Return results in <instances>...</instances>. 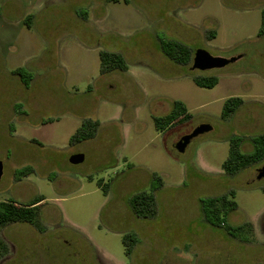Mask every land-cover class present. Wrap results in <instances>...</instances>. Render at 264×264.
Listing matches in <instances>:
<instances>
[{
    "label": "rangeland",
    "instance_id": "1",
    "mask_svg": "<svg viewBox=\"0 0 264 264\" xmlns=\"http://www.w3.org/2000/svg\"><path fill=\"white\" fill-rule=\"evenodd\" d=\"M263 6L264 0H0V201L42 197V230L23 221L0 226V264H264V178H255L264 159L234 175L221 167L231 137L249 153L252 138L264 133ZM161 38L186 44L192 54L204 49L236 59L191 69L161 51ZM100 50L121 53L127 70L100 73ZM209 75L218 77L213 87L193 80ZM232 96L243 104L222 119ZM174 100L190 118L156 130L153 117ZM86 118L99 122L94 137L69 144ZM201 123L211 129L177 152L174 144ZM75 153L83 161L70 163ZM23 166L31 173L15 179ZM152 187L155 215L138 218L129 198ZM229 190L237 206L228 221L244 225L235 236L208 224L199 201ZM125 233L136 238L130 255Z\"/></svg>",
    "mask_w": 264,
    "mask_h": 264
},
{
    "label": "trees",
    "instance_id": "2",
    "mask_svg": "<svg viewBox=\"0 0 264 264\" xmlns=\"http://www.w3.org/2000/svg\"><path fill=\"white\" fill-rule=\"evenodd\" d=\"M31 15L26 16L25 22L30 26ZM215 32L209 31L208 36L213 38ZM258 35H264V6L261 8V23L258 30ZM161 51L172 61L180 65H188L191 63L192 53L188 46L180 41L169 38H161L159 40ZM99 71L100 73H109L115 70L126 71L127 63L123 55L119 52L100 50L99 53ZM194 82L200 87H213L218 77L209 76H194ZM243 104L241 97L232 96L222 104L221 118L228 119L239 106ZM191 114L187 111L185 104L180 100H174L171 109L159 116H154V126L156 130H164L176 122H182L190 118ZM51 119L45 120L49 122ZM99 126L98 120L92 118L84 119L80 126L70 135L69 144L79 143L81 141L94 137ZM253 150L249 153H244L239 149V139L231 137L229 142L228 154L222 162L221 167L227 174L234 175L243 168L259 162L264 159V133H261L252 138ZM30 166H23L14 172L15 179L19 180L22 177L31 173ZM152 185L159 186L161 177L153 172ZM102 188L107 191L106 184L98 182ZM154 187L149 190H142L133 194L129 198V206L138 218H151L155 215V196ZM234 190H229L225 193L215 196H207L200 198L201 211L204 220L213 227L223 229L229 235L235 236L236 232L244 227V225H233L228 221L229 214L236 209L234 200ZM42 201V197L32 200L29 203H17L13 201H0V226L9 223L23 221L31 224L37 230H42V225L38 218V205ZM124 252L130 255L131 250L136 242V238L129 233L123 235Z\"/></svg>",
    "mask_w": 264,
    "mask_h": 264
},
{
    "label": "water",
    "instance_id": "3",
    "mask_svg": "<svg viewBox=\"0 0 264 264\" xmlns=\"http://www.w3.org/2000/svg\"><path fill=\"white\" fill-rule=\"evenodd\" d=\"M236 59V57H220V56H212L204 49H197L194 51L191 59V69H197L200 71L212 69V68H221L227 65L229 62H232ZM211 129V125L208 123L198 124L190 133L185 134L180 137V139L174 144V148L177 152H183L187 144L191 141L192 138L197 135L209 131ZM83 154L75 153L69 157L70 163H79L83 161ZM3 167L2 162L0 161V178L2 176ZM257 180L264 178V163L257 168L256 177Z\"/></svg>",
    "mask_w": 264,
    "mask_h": 264
},
{
    "label": "flooded vegetation",
    "instance_id": "4",
    "mask_svg": "<svg viewBox=\"0 0 264 264\" xmlns=\"http://www.w3.org/2000/svg\"><path fill=\"white\" fill-rule=\"evenodd\" d=\"M137 217V216H136ZM215 228H217V227H215ZM231 236H233V235H231Z\"/></svg>",
    "mask_w": 264,
    "mask_h": 264
}]
</instances>
